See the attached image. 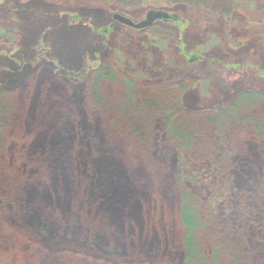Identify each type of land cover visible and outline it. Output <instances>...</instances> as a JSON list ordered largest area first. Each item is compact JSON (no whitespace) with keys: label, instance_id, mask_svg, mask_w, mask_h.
Returning <instances> with one entry per match:
<instances>
[{"label":"rangeland","instance_id":"374dc122","mask_svg":"<svg viewBox=\"0 0 264 264\" xmlns=\"http://www.w3.org/2000/svg\"><path fill=\"white\" fill-rule=\"evenodd\" d=\"M226 1L229 3L220 4L217 10L193 6L187 0L173 6L128 7L125 14L111 11L97 0H0V36L14 37L13 42L0 43V87L12 88L45 77V83H58L63 95H67L69 90L60 81L80 88L87 81H94L91 72L106 63L120 74L144 82L185 80L184 86L191 87L184 95L190 110L227 106L243 93L264 95V0ZM230 5L231 12L226 15ZM153 11L164 13L167 18L142 29L129 28L112 19L114 14H120L137 24ZM101 92L108 104L97 114L101 119L97 142L87 133L81 139L86 141V153L79 156V174L75 151L80 142L71 137L75 134L74 104H64L62 118L66 121L69 118L70 125L67 139L52 147L43 144L47 149L62 148L56 161L63 159V170L46 172V179L43 175L39 181L47 184L48 195L44 197L47 207H39L25 194V214L17 208L14 212L7 208L10 216L0 221V264H84L85 260H90L89 264H185L180 250L185 230L178 219L182 198L176 184L177 158L174 153L169 155V165L164 171L152 167L148 141L127 133L132 141L128 143L126 119L136 120V115L126 107L123 87L104 85ZM76 97L85 101L84 96ZM257 108L258 114L264 116V108ZM80 112L81 117H87L86 106L80 104ZM54 121L59 122V116ZM248 143L232 140L233 145L242 149L237 159L244 169L238 173L233 187L236 193L231 192L229 197L241 201L239 204L254 213L256 223L260 224L264 222V197H258V188L252 180L259 176L255 179L257 183L264 176V146L256 141L245 147ZM131 144H135V155L142 151L143 157L137 158L141 160L125 159ZM95 155L105 161L109 174L104 178L112 180L115 194L110 200L111 189L101 192L104 185H98L96 190L94 187L92 193L97 196L91 197L85 210L82 209L84 212L75 216L74 205L87 176L98 166ZM103 164H99L101 168ZM206 185L203 189L214 196L218 188L216 180L210 177ZM126 190L133 194L131 198L138 199V204L130 201L123 213L108 210L112 204L117 205L114 202ZM202 203L207 209V201ZM217 213L221 218L225 213L223 207H218ZM37 215L43 218V223ZM230 216L234 217L229 220L215 217L196 235L195 241L206 243L216 226H236V211ZM72 219L77 220L74 226ZM33 230H38L39 236L31 234ZM24 233L30 236V243L19 240ZM259 238L264 245V236ZM235 240L241 244L237 237L220 240L223 253L217 264H232ZM13 242L16 249L15 243L11 245ZM253 244H244L250 247V254ZM37 254L48 258L40 263ZM262 255L264 259V251ZM234 264L249 262L238 260Z\"/></svg>","mask_w":264,"mask_h":264},{"label":"trees","instance_id":"16d2710c","mask_svg":"<svg viewBox=\"0 0 264 264\" xmlns=\"http://www.w3.org/2000/svg\"><path fill=\"white\" fill-rule=\"evenodd\" d=\"M97 1L107 6L111 11L125 14H127L128 7L143 4L173 6L187 2V0ZM188 1L193 6H205L212 10H217L222 3H229L226 0ZM231 9L232 5L225 11V14L228 15ZM9 37L0 36V43L13 42L14 37ZM91 73L94 81H87L80 88H73L71 84L60 81L64 82L66 90H69L67 95H63L58 83L51 81L45 83V77L40 78L39 81H26L12 88L0 87V221L3 220V217L5 220V216H10L9 212H14L15 208L25 214V194L28 199L33 198L39 207H47L48 202L44 198L48 195L47 184L39 181L43 175L46 179V172L63 170V159L56 161V157L61 155L62 148L47 149L43 144L52 147L54 144H59V141L65 142L64 139H67V134L70 133L69 118L67 121L62 118L65 103L74 104L72 107L74 115H71L74 117L75 127L72 129L75 134H71V137L73 135L75 142H80L78 151H75V166L79 174L81 165L78 159L80 155L86 153V141L82 142L81 139L87 133L91 137L94 136V142H97L101 123L97 114L108 104V99L102 95L101 87L111 85L116 88L123 87L125 91L123 100L127 101L126 107L130 109L129 112L136 115V120L126 119L125 134L127 136L128 133L131 137L136 136L137 139L148 141L147 152H150L152 158L151 166L164 171L169 165V155L174 153L177 158L176 184L182 198L178 206V219L183 231L185 230L180 250H182L181 254L185 264H214V262L217 264L223 253V245L220 240L227 237H237L241 241L239 245L235 240L233 250L235 249L236 254L230 257L232 264L237 263L238 260L240 263L241 260H245L249 264H264L262 258L264 245L259 238L264 236V222L256 223L254 213H250L245 206L239 204L241 201H236L235 197H229L231 192L236 193L233 187L238 180V173L244 169L243 165L241 166L239 163V158L237 159L241 155L242 149L236 144L233 145L232 140L236 139L238 142L241 140L250 144L257 141L264 146V116L258 114L257 108H264V95L257 92L243 93L227 106L190 110L185 105L184 95L191 87L184 86L182 82L185 80L179 83L144 82L126 77L106 63H102L97 70ZM77 95L84 96L85 101L77 99ZM120 98L118 97V100ZM80 104L87 108L86 118L81 117ZM58 116L59 122H55L54 119ZM118 120L121 123V120ZM43 139L46 140V143L41 142L44 141ZM131 142L128 139V143ZM249 143L245 147H248ZM134 148L135 144L128 145V154L125 159L141 160L137 158L143 157L142 151L135 155ZM95 159L97 160L95 164L98 163V166L87 176L88 180L84 184V189L80 192L77 198L78 202L74 205L77 209L75 216L79 215V211L84 212L82 209L85 210L86 202L91 197L97 196L96 193H92L94 187L96 190L99 189L98 185H104L101 192H106V190L108 192L111 189V192L109 191L110 200L115 194V189L113 190L111 187L113 186L112 180L104 178L109 174L105 161L99 160L97 155H95ZM90 160L93 161L94 157H90ZM102 163L104 164L101 168ZM210 177L218 183L214 196H210V192L203 189L207 188L206 183ZM262 177L259 182L256 183L255 178L252 183L258 188L256 191L258 197L263 198L264 176ZM193 189L198 190L193 191ZM95 192L100 193V191ZM132 196L133 194L126 190L114 202L117 205L112 204L108 210H117L123 213L126 209L124 207L128 203L134 202L135 199L131 198ZM236 198L239 199V196ZM135 201L138 204L137 198ZM202 201H207V209L203 208ZM58 205L60 206L61 203ZM218 207H223L225 211L221 218L217 216ZM7 208L10 209L9 212L6 211ZM134 210L136 213V209ZM235 211L238 215L236 226L232 227L220 222L224 226L218 228L215 223L217 228H212L206 243L195 241L196 235L207 228L211 220H214L215 217L218 220L223 218L229 220L234 217L230 215ZM135 213L134 215H136ZM36 218L43 223L42 217L37 215ZM71 222L74 226L77 220L72 219ZM30 233H34L36 236L40 234L38 230H33ZM62 236L60 233L59 237L63 238ZM19 240L30 243L31 238L24 233ZM5 242L8 244L9 239ZM251 242L254 244L253 247L251 246L253 252L250 254V247L247 248L244 244L250 243L251 245ZM16 248L15 243L14 249ZM96 249L99 252L102 251L98 245ZM36 256L40 263H42L41 260L48 258L47 255L44 258L42 254ZM75 256L79 258L78 255ZM89 261L85 260L84 264H89Z\"/></svg>","mask_w":264,"mask_h":264},{"label":"water","instance_id":"95a60500","mask_svg":"<svg viewBox=\"0 0 264 264\" xmlns=\"http://www.w3.org/2000/svg\"><path fill=\"white\" fill-rule=\"evenodd\" d=\"M167 16L164 13L161 12H148L146 15V18L144 21L140 22V23H133L130 19L120 15V14H114L112 16L113 21L118 22L126 27L129 28H133V29H142V28H146L150 25H152V23L156 20H160V19H166Z\"/></svg>","mask_w":264,"mask_h":264}]
</instances>
